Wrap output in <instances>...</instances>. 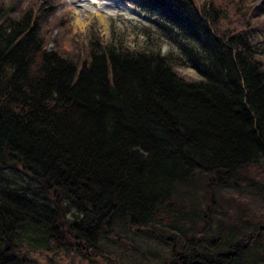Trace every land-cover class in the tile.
<instances>
[{
  "label": "trees",
  "instance_id": "16d2710c",
  "mask_svg": "<svg viewBox=\"0 0 264 264\" xmlns=\"http://www.w3.org/2000/svg\"><path fill=\"white\" fill-rule=\"evenodd\" d=\"M53 1L0 0V264H264V6L133 0L179 54L75 53Z\"/></svg>",
  "mask_w": 264,
  "mask_h": 264
},
{
  "label": "rangeland",
  "instance_id": "374dc122",
  "mask_svg": "<svg viewBox=\"0 0 264 264\" xmlns=\"http://www.w3.org/2000/svg\"><path fill=\"white\" fill-rule=\"evenodd\" d=\"M4 1L9 3L11 0ZM234 1L237 4L248 3L255 9L264 6V0ZM53 2L56 7L50 16L51 20L48 21L51 24L49 27L52 28L53 37L61 45L60 48L82 53L89 39L96 33L104 43L120 40L133 49H152L163 54L168 52L179 54L176 44L178 37L168 31V26L159 24L156 13L130 0H54ZM28 5L29 0H23L22 7ZM233 13L230 12L228 18H233ZM262 20L264 26V13L257 21ZM260 33L264 39V27ZM176 68L182 75L198 78L196 70L188 65Z\"/></svg>",
  "mask_w": 264,
  "mask_h": 264
}]
</instances>
